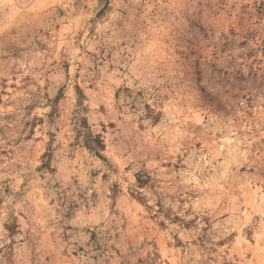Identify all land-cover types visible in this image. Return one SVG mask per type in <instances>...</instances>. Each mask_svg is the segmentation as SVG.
<instances>
[{"label":"rangeland","instance_id":"1","mask_svg":"<svg viewBox=\"0 0 264 264\" xmlns=\"http://www.w3.org/2000/svg\"><path fill=\"white\" fill-rule=\"evenodd\" d=\"M0 264H264V0H0Z\"/></svg>","mask_w":264,"mask_h":264},{"label":"trees","instance_id":"2","mask_svg":"<svg viewBox=\"0 0 264 264\" xmlns=\"http://www.w3.org/2000/svg\"><path fill=\"white\" fill-rule=\"evenodd\" d=\"M98 144H99V148L102 149L103 146H104L103 143H102V141L98 140Z\"/></svg>","mask_w":264,"mask_h":264}]
</instances>
